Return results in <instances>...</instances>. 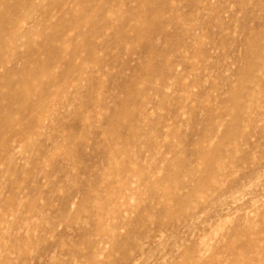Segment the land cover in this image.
Masks as SVG:
<instances>
[{
    "label": "rangeland",
    "instance_id": "rangeland-1",
    "mask_svg": "<svg viewBox=\"0 0 264 264\" xmlns=\"http://www.w3.org/2000/svg\"><path fill=\"white\" fill-rule=\"evenodd\" d=\"M0 264H264V0H0Z\"/></svg>",
    "mask_w": 264,
    "mask_h": 264
},
{
    "label": "bare ground",
    "instance_id": "bare-ground-1",
    "mask_svg": "<svg viewBox=\"0 0 264 264\" xmlns=\"http://www.w3.org/2000/svg\"><path fill=\"white\" fill-rule=\"evenodd\" d=\"M142 19H144L143 16H142ZM144 21H145V20H144Z\"/></svg>",
    "mask_w": 264,
    "mask_h": 264
}]
</instances>
